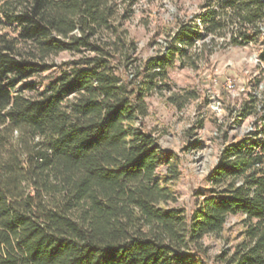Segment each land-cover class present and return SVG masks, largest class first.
I'll list each match as a JSON object with an SVG mask.
<instances>
[{
  "label": "trees",
  "instance_id": "trees-1",
  "mask_svg": "<svg viewBox=\"0 0 264 264\" xmlns=\"http://www.w3.org/2000/svg\"><path fill=\"white\" fill-rule=\"evenodd\" d=\"M114 4L3 7L12 32L0 34V264H207L205 239L238 215L236 243L215 264H264V107L258 112L256 97L240 111L244 120L258 115L253 130L226 142L189 211L175 206L171 186L179 159L145 124L146 99L171 92L168 70L201 46L228 37L227 45L252 44L264 67V0L204 4L145 60L134 58L138 47ZM64 53L68 61L48 62ZM44 74V83L29 82Z\"/></svg>",
  "mask_w": 264,
  "mask_h": 264
},
{
  "label": "rangeland",
  "instance_id": "rangeland-1",
  "mask_svg": "<svg viewBox=\"0 0 264 264\" xmlns=\"http://www.w3.org/2000/svg\"><path fill=\"white\" fill-rule=\"evenodd\" d=\"M0 0V34L11 33L4 23ZM217 0H116L121 31H127L138 51L134 58L145 60L165 50L168 33L180 21L201 11L206 3ZM129 16L127 21L122 18ZM117 23V24H118ZM219 45L199 47L184 63L177 60L170 68L171 92L149 96V116L145 124L158 143L171 151L180 163V177L171 186L178 198L177 207L191 210L194 194L205 187V178L216 166L227 141H236L253 130L258 115L246 120L240 116L242 107L256 97L258 112L264 107V67L260 65V47L252 44L231 46L229 37L217 40ZM205 42L208 43V40ZM71 56L67 53L51 58L50 64H61ZM54 73V70H51ZM47 74L29 82L44 83ZM174 97L175 101L169 100ZM178 104H183L179 107ZM165 170L164 168L161 171ZM242 216H231L219 237H208L211 261L233 247L241 230Z\"/></svg>",
  "mask_w": 264,
  "mask_h": 264
}]
</instances>
